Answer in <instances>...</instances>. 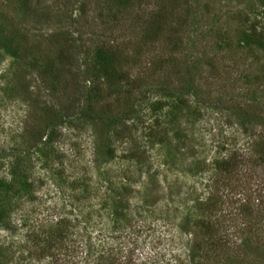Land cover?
I'll return each instance as SVG.
<instances>
[{"label":"rangeland","instance_id":"374dc122","mask_svg":"<svg viewBox=\"0 0 264 264\" xmlns=\"http://www.w3.org/2000/svg\"><path fill=\"white\" fill-rule=\"evenodd\" d=\"M39 1L32 14L21 0H0V264H264V168L248 159L264 134V0H179L178 18L154 43L131 34L126 12L114 21L106 0H78L85 13L75 2L71 16ZM58 29L92 40L76 56L73 103L65 76L38 72L58 53ZM110 36L129 41L126 66L148 77L105 127L101 107L122 93L100 76L111 96H83L94 43ZM226 157L245 159L237 179L217 173ZM57 219L67 220L68 248L39 258ZM201 220L213 223L216 246Z\"/></svg>","mask_w":264,"mask_h":264},{"label":"trees","instance_id":"16d2710c","mask_svg":"<svg viewBox=\"0 0 264 264\" xmlns=\"http://www.w3.org/2000/svg\"><path fill=\"white\" fill-rule=\"evenodd\" d=\"M34 1L21 0V6L25 13L30 12L33 14L37 9H41L37 7L40 1ZM75 2H78V0H53L54 10L56 13H60L62 15L68 12L67 15L71 16L69 9L72 10L73 6H75ZM106 4L108 13L111 14L114 21H118L119 12H126L134 22L131 28V34L141 31L143 37H147L146 41L148 43H154L156 39H159L165 31L169 30V24L172 23L174 19L178 18L179 12L177 7L180 6L179 0H106ZM113 6L115 7V11H109L111 9L113 10ZM86 7L87 6L85 5V2L79 3L78 9L81 15L85 13ZM42 9L44 10L45 8ZM48 14V11H44V13L40 11V16L43 18V20L48 19L46 18ZM173 31L175 30L173 29ZM108 38L109 39L107 40H100L94 43L95 46L92 48V62L96 64V68L94 69V74L91 75V86L86 88V93L83 96V98H86L87 102H89V99L92 97H97L99 100H105L111 96V91L109 93L104 92V90L101 89L99 85L100 76H103L106 80L108 90H118L122 93L118 94V96H114V98H110L108 100L109 102H104L102 107L100 106L103 112L105 111L109 113L106 115V118L104 117L107 120L105 127L110 126L116 121L111 109L115 106L118 107L120 104L124 105L129 103L130 98L132 95L134 96L136 91H138V93H142V90L147 85L146 78L148 77L144 71L142 72L145 75H132L131 65L130 67L126 66L128 59L123 51H125L124 47L128 45L129 41L119 42L117 40H112L114 38L111 36ZM249 38L256 44H260L261 42L260 35L254 31L249 35ZM50 39L52 40L51 43L56 45L55 51H58V53H56L54 56L56 61L55 59L52 61L47 57L44 58L43 62H45V65L44 67L38 68V72L43 77L51 79L52 82H57L59 79H61V77L65 76L66 81L64 84L63 93L64 96L66 98H70L71 103H73L81 95L79 83H81V77L83 73L82 69L77 64L76 56L79 51L88 50L89 44L92 43V40L84 39L80 33H77L74 37L69 36L62 29H58L54 33L50 34ZM4 46L8 48V45ZM124 67L126 69H124ZM120 83L124 84V89L122 91L118 88ZM163 88L164 87H161V92L164 93L165 96H174V93L166 91V89ZM145 92L146 91L143 93ZM180 103L183 104V102ZM87 105H89V103H87ZM71 107L72 105L69 107V109ZM161 107L162 106H160V108ZM82 111L83 109L79 110L80 116L73 117L74 120L76 119L77 121H80L82 119ZM241 112L244 116L248 115V112L245 110ZM96 116L98 115H94L95 120ZM246 117L245 120L241 119L242 124L245 123ZM99 118L100 121L104 120V118ZM74 120H69L68 123L71 125V122ZM112 133L115 138L123 137L122 131L120 129H116L114 132L112 131ZM157 141H159V143L164 142L160 138ZM252 147L254 148L252 149L250 156H248V159L252 160L251 166L264 168V134L259 142ZM107 150L109 151L108 148ZM128 158L132 160L137 159L132 153L128 155ZM245 163V159L243 158L238 161L237 159L232 160L230 157H226L219 161L215 168L217 169L218 174H221V176L224 175L228 180L231 178L237 179L236 176L239 172V169L245 166ZM212 205V203H208L209 209L211 210L214 209ZM66 223V219H57L54 222L53 228L49 230V235L44 239L42 238L43 240H41L42 244L40 247L43 252L41 251L36 253L37 257L39 255V258L42 256H50L52 253L56 255V251H59V249L68 248L66 242H68V236L70 232L68 224ZM200 227L202 229V233L206 236V242L209 243L210 247L216 246V240L221 238L217 236V230L215 229L213 223H211L210 220H201ZM117 250L118 248L116 251ZM134 252L135 249H133V253Z\"/></svg>","mask_w":264,"mask_h":264}]
</instances>
